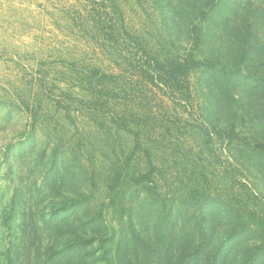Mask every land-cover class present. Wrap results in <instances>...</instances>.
<instances>
[{
	"label": "rangeland",
	"instance_id": "rangeland-1",
	"mask_svg": "<svg viewBox=\"0 0 264 264\" xmlns=\"http://www.w3.org/2000/svg\"><path fill=\"white\" fill-rule=\"evenodd\" d=\"M257 144L264 0H0V264H264Z\"/></svg>",
	"mask_w": 264,
	"mask_h": 264
},
{
	"label": "trees",
	"instance_id": "trees-1",
	"mask_svg": "<svg viewBox=\"0 0 264 264\" xmlns=\"http://www.w3.org/2000/svg\"><path fill=\"white\" fill-rule=\"evenodd\" d=\"M198 31L199 29L195 28L196 35H194L193 48L188 54L172 61L168 60V63L157 62V65H159L162 70L161 75L166 77L165 80L169 83L171 91L175 94L179 93L188 100L191 98L190 84L188 81L190 73L203 67L212 68L214 65L212 61H202L196 57V49L201 41L200 32ZM158 74H160V72ZM215 134L218 139L225 138L229 142L236 141L248 143L247 139L242 137L240 133L236 132L234 128H231L230 130H215ZM253 148L264 153V145L262 144H257ZM150 181L151 178L149 175H143L138 183L145 184ZM76 202H72L71 204H75ZM262 225L264 226V223H262Z\"/></svg>",
	"mask_w": 264,
	"mask_h": 264
}]
</instances>
